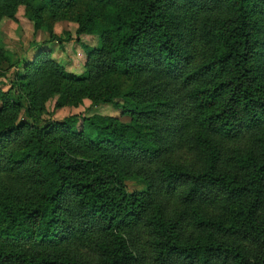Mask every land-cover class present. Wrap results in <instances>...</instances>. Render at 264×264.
Instances as JSON below:
<instances>
[{"label":"trees","instance_id":"1","mask_svg":"<svg viewBox=\"0 0 264 264\" xmlns=\"http://www.w3.org/2000/svg\"><path fill=\"white\" fill-rule=\"evenodd\" d=\"M85 2L80 75L44 49L3 68L0 40V174L23 181L0 187V264H264V0ZM54 95L129 120L46 119Z\"/></svg>","mask_w":264,"mask_h":264},{"label":"rangeland","instance_id":"2","mask_svg":"<svg viewBox=\"0 0 264 264\" xmlns=\"http://www.w3.org/2000/svg\"><path fill=\"white\" fill-rule=\"evenodd\" d=\"M87 3L85 0H77L75 5L67 9L59 8L55 12L45 9L43 22L40 28L36 29L34 23L26 18L24 7L20 6L14 14V18L2 17L0 20V40L2 47L8 57V63H15L22 59L32 60L41 49L50 51L51 57L64 66L65 70L75 75L83 72L85 54L75 41L76 31L79 27L77 19L84 13ZM98 35L81 34L79 39L91 46H100ZM10 70L7 73L9 76ZM115 79V76L112 77ZM123 79L122 90L128 85ZM3 88H7L4 78L0 79ZM58 95L48 98L45 102L44 118L61 120L70 115L89 117L93 115L112 116L122 122H128V117L121 114L120 109L114 103L95 102L88 96H83L77 104L65 105L56 108ZM119 102V100H116ZM22 117V116H20ZM80 122L78 123V125ZM23 184L17 172H6L0 174V187H17ZM134 183H127L129 191L134 190Z\"/></svg>","mask_w":264,"mask_h":264}]
</instances>
